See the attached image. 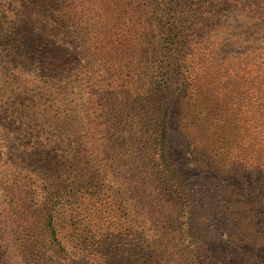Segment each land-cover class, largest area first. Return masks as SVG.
I'll return each instance as SVG.
<instances>
[{
    "label": "rangeland",
    "instance_id": "rangeland-1",
    "mask_svg": "<svg viewBox=\"0 0 264 264\" xmlns=\"http://www.w3.org/2000/svg\"><path fill=\"white\" fill-rule=\"evenodd\" d=\"M31 1L0 0V10L16 11L19 3L21 6ZM73 1L61 3V16L68 12L64 7ZM161 1L140 3V7L144 13L157 11L170 19L169 7H161L168 3H158ZM229 4L220 8L218 3H207L203 15L197 16L199 21H205V27L197 31L194 45L188 49V89L183 98L172 103L174 162L186 167L183 181L200 213L210 215L203 230L211 236L203 237L214 252L215 247L228 244L230 239L237 243L238 231L246 234L253 220L243 206L249 199L240 181L229 174H239L242 182L251 175L264 179V66L254 65V56L247 53V45H240L237 37L241 32L249 34L242 13L247 11ZM90 7L91 3L87 4L82 13L84 28L93 22ZM107 18L101 15L96 21L103 23ZM13 23L11 19L0 20V264H51L48 257L36 260L37 252L26 258L18 250L21 245L35 244L33 232L37 234L38 228L34 217L46 200L56 203L64 215L65 242L81 243L91 249L100 247L104 239L109 247L110 237L106 236L120 235L132 224V230L149 229L154 223L160 229L183 230L187 223L184 201L145 174L148 171L144 166L136 164L140 168L138 176L130 180L121 175L123 169L115 162L122 148L118 138L129 118V123L132 119L137 123L141 109L135 95L130 97V105L126 101L129 91L120 79L125 72L119 58L113 57L111 62L119 63V67H111L101 57L92 56L97 32L93 29L79 34L69 25L66 29L83 51L73 58L68 73L51 80L48 76L52 73L48 74L43 59L35 58L30 43H25L27 37L33 41L24 35L25 22L17 24L15 33H22L18 36L9 34ZM88 48L92 51L84 52ZM112 78L116 80V91ZM47 147L61 157L75 149L84 150V164L77 168L84 170L89 184L74 186L76 175L72 170L64 175L47 173ZM207 166L213 169L211 179L204 176L210 171ZM60 175L56 182L55 177ZM49 183H59V189ZM210 189L213 196L202 205L200 200L205 196L201 195L211 196ZM232 206L235 211L228 210ZM182 214L184 218L180 220ZM76 215L87 224L80 225L81 230H87L73 235L71 217ZM194 220L196 236H202L199 219ZM105 228L102 238L98 231ZM176 243L177 248L169 246L166 250L159 245L160 264L195 261L186 238ZM221 249L214 262L229 264L228 255Z\"/></svg>",
    "mask_w": 264,
    "mask_h": 264
},
{
    "label": "trees",
    "instance_id": "trees-1",
    "mask_svg": "<svg viewBox=\"0 0 264 264\" xmlns=\"http://www.w3.org/2000/svg\"><path fill=\"white\" fill-rule=\"evenodd\" d=\"M157 1L74 0L64 7V11L68 10V12L63 16L60 14L63 7L61 3H66V0H32L31 3H23L21 6L19 3L16 11L1 8L0 20L14 21L10 35L22 34L15 31L17 24H21L22 20L25 22L24 35L33 40L29 41L27 37L25 43H30L29 48L32 47L34 50L31 54L35 58L43 59L48 74L52 73L49 74L51 77L48 76L51 80L68 73L73 65V58H77L83 51L66 27L72 25L79 34L93 29L94 33L97 32L96 52L92 53V56L101 57L103 62L110 64L111 67H119V63L116 65L111 63L113 57L119 58L118 62L123 64L122 70L125 72L120 75V79L125 81L126 90L129 91L126 101L130 105L129 99L135 95L136 101L141 106L138 110L137 123L133 119L132 123H129V118L126 129L118 138L122 148L119 153L120 159L117 156L115 162L119 164V169H123L121 175L133 180L138 176V170L144 166L148 171L145 174L156 179L170 193L184 201L187 210V216L184 219L187 223L183 230L160 229L156 223L149 229L132 230V224L128 226L129 228L122 229L120 235H107L106 239L110 237L109 247L104 239L100 242V247L91 249V247H84L81 243L65 242L66 237L62 236V231L65 230L64 215L57 208L56 203L46 200L41 205L38 215L34 217V224L38 228L37 234L33 232L36 242L19 246L20 256L27 258L31 252H37L36 260L48 257L51 264H147L148 261L152 264H160L159 253L162 247L159 245L165 250L169 246L177 248L176 241L186 238L192 249L191 256L201 264H221L214 262V260L218 261L217 255L222 252L221 248L228 255L229 264H264V179L251 175L248 179L244 178L242 182L239 174L233 172L229 174L230 177L233 176L241 182L239 186L249 199L243 206L249 210L253 220L250 223L251 229H248L246 234L241 230L238 231L236 235L239 237H235L237 243L230 239L228 244L215 247L214 252L210 248L211 245L204 242L203 237L211 236L210 232L203 230V225L209 221L210 215L209 213L201 214L200 207L192 200V194L182 177L186 167L174 162L175 153L171 145V120L174 108L172 103L176 99L183 98L187 92L185 74L188 49L192 44L194 45L193 39L197 31L205 27V21H199L197 16L203 15L202 11L207 3H218L220 8H226L231 6L229 3H234L236 7L245 9L247 13L245 11L242 13L249 28V34L241 32L237 37L241 41L240 45H247V53L251 52L254 56L256 61L254 65L264 66V0H162L158 2L168 3L162 4L161 7H169L172 14L170 19L164 18L157 11L151 14L144 13L143 6L140 7V3ZM90 3L89 12L93 15V22L90 27L84 28L82 13L86 11V6ZM97 6L101 9H97ZM105 14L112 17L107 18ZM101 15L107 18L103 23L96 21ZM84 50V52L92 51L89 48ZM63 79L59 82L61 83ZM112 80L114 82L112 87L116 91V80L114 78ZM47 149L48 152L44 158V168L47 173L64 175L72 170L76 175V180L72 182L74 186L89 184L83 175L84 170L81 167L77 168L84 164L86 158L84 150L75 149L69 151L67 157H61L54 153L51 147ZM136 164H139L140 168ZM207 169L210 171L204 176H210L209 179H211L213 169L210 166H207ZM61 175L55 177L56 182H59ZM49 184L53 189H59V183ZM209 193L211 196L201 195V198L205 196L200 200L202 205L209 202V198L213 196V190L210 189ZM223 194L225 195L226 191H223ZM98 205L99 202H96V206ZM228 210L235 211L236 207L232 206ZM183 214L179 217L180 220L184 218ZM194 218L199 219L198 225L203 231L202 236H196L198 232L195 231ZM238 221L240 222V219ZM171 222L177 224L178 221L172 219ZM80 225H87L84 219H80L77 215L71 217L73 235L87 230H81ZM258 226L263 230H259ZM106 232L105 228V231L99 230L98 234L103 238ZM231 238L235 239L232 236ZM156 258L158 261H155ZM195 261L190 264H196ZM36 264L41 263L36 262Z\"/></svg>",
    "mask_w": 264,
    "mask_h": 264
}]
</instances>
